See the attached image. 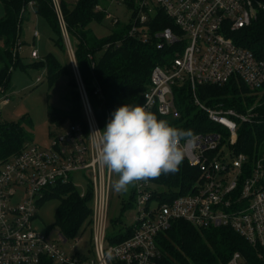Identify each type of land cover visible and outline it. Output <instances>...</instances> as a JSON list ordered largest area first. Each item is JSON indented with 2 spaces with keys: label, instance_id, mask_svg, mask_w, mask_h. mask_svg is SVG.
<instances>
[{
  "label": "built area",
  "instance_id": "2783aa9c",
  "mask_svg": "<svg viewBox=\"0 0 264 264\" xmlns=\"http://www.w3.org/2000/svg\"><path fill=\"white\" fill-rule=\"evenodd\" d=\"M52 1L63 37L75 58L59 0ZM130 1L134 4L129 8ZM111 3L130 10L129 34L144 43L149 41V23L160 12L178 30L175 34L166 28L155 34L157 48H170L174 56L152 70L143 105L163 117L179 119L182 113L175 88L185 85L189 88L193 105L216 128L195 134V143L185 147L181 164L196 169L198 177L187 193L166 200L157 197L160 190L150 180L137 183L134 190L137 215L134 224L127 228L131 234L120 242L110 240L113 172L96 163L90 134L102 129L81 81L79 91L89 134L86 136L79 124H67L64 134L52 139L49 145L27 143L19 154L0 165V264H42L44 259L55 264H157L161 254L159 235L176 221H184L198 230L229 227L260 248L264 262V149L252 159L235 149L240 126L252 124L255 116L251 111L239 113L222 105L208 106L198 94L201 86H223L232 80L242 82L254 93L264 94V60L237 46L231 37L256 20L259 12L264 11V0H111ZM96 10L103 12L99 6ZM113 23L117 25L120 21L114 18ZM21 50L18 44L13 51L15 56ZM31 58L38 60V52L33 51ZM9 101L7 91L0 88V112ZM82 171L88 174V186L93 192V256L85 258L77 251L81 243L78 236L68 240L59 232L53 239L52 233H41L33 225L45 192L59 183L71 182L70 175ZM69 241L75 244L67 254L63 245ZM241 262L237 253L230 264Z\"/></svg>",
  "mask_w": 264,
  "mask_h": 264
},
{
  "label": "trees",
  "instance_id": "16d2710c",
  "mask_svg": "<svg viewBox=\"0 0 264 264\" xmlns=\"http://www.w3.org/2000/svg\"><path fill=\"white\" fill-rule=\"evenodd\" d=\"M99 2L100 0H79L71 7L62 1L60 8L71 44L77 42L73 49L80 79L97 123L103 130L112 112L119 106L126 103L143 105L152 70L158 65L166 64L174 56L170 48H157L158 39L155 34L166 28H171L175 34H178V30L173 21L160 12L155 21L149 23V41L146 43L139 37L130 36L129 23L99 39L89 27L92 22L101 21L105 16V12L96 10ZM3 3L5 16L0 20V40L3 43V48L0 49V88L7 91L12 76L11 48L18 39L19 27L29 6L58 35L59 41L56 44L62 49L66 47L52 0H5ZM133 4L130 1L129 8ZM231 37L237 46L249 50L257 59L264 60V11H260L249 26L232 33ZM99 54L102 55L97 58ZM37 66L46 67L51 83L64 75L70 78V105L63 110L50 109L51 123L57 126L79 124L87 136L89 127L79 83L73 76V71L63 67L54 56H49ZM97 91L100 92L99 95L96 94ZM198 94L201 101L211 107L222 105L239 113L251 111L255 116L254 122L240 126L235 149L251 159L264 149V94L254 93L242 82L235 80L223 86H201ZM175 96L182 113L179 119L163 117L157 110L151 112L158 119L167 120L171 126L191 129L195 134L216 130L207 115L193 105L191 92L186 85L177 86ZM26 141V132L21 123L0 124V165L19 154ZM197 177L198 171L183 163L175 174L161 175L150 181L160 190L157 197L166 200L187 193ZM52 198L59 200L56 225L68 240L76 238L86 226L91 227L93 192L90 185L82 196V192L72 182L59 183L45 192L39 205ZM130 234L131 231L127 230L125 234L109 239L120 242ZM158 245L161 254L157 264H230L237 253L242 257L241 264H264L260 248L251 245L229 227L198 230L184 221H176L168 231L159 235ZM42 264L55 263L44 259Z\"/></svg>",
  "mask_w": 264,
  "mask_h": 264
},
{
  "label": "rangeland",
  "instance_id": "374dc122",
  "mask_svg": "<svg viewBox=\"0 0 264 264\" xmlns=\"http://www.w3.org/2000/svg\"><path fill=\"white\" fill-rule=\"evenodd\" d=\"M4 1L0 0V20L5 16ZM62 1L73 7L79 0H59V3ZM99 7L105 12L104 18L101 21L92 22L89 26L97 38H104L114 29L129 22L131 12L125 5L111 3V0H100ZM114 18L119 19L120 24L118 26L114 25ZM19 29L18 39L11 48L13 62L10 71H12V76L10 88L7 90L10 101L1 109L0 124L21 123L26 132V144L47 146L52 139L63 135L66 130L68 123L64 126L51 123L49 110H63L69 107L70 78L64 75L51 83L46 67L37 66V64L45 61L49 56H54L63 67L73 71V76L76 77L78 83H81V79L76 60L66 41V48H60L56 44L59 41L58 35L44 18L33 12L30 6ZM35 32H37V36H35ZM76 43V41L72 42V47L75 48ZM18 44L22 46V50L18 51L15 56L13 51ZM2 48L3 43L0 40V49ZM33 51L38 52V60L31 58ZM101 55L99 54L97 58H100ZM16 64L18 65L16 66ZM118 179L119 175L112 173L113 183ZM70 181L82 193L88 189L89 178L85 171L71 174ZM134 190L135 186L130 187L129 191L124 194L112 191L109 218L110 239L125 234L127 228L134 224L137 215L133 199ZM58 206L59 200L56 198L43 201L38 207L37 216L33 222L34 227L41 233H52L53 239L59 233V228L56 225ZM92 238L90 226L83 228L78 235L81 243L77 251L84 258L93 256ZM74 242L69 241L63 245L67 254L71 252Z\"/></svg>",
  "mask_w": 264,
  "mask_h": 264
},
{
  "label": "clouds",
  "instance_id": "9594fccd",
  "mask_svg": "<svg viewBox=\"0 0 264 264\" xmlns=\"http://www.w3.org/2000/svg\"><path fill=\"white\" fill-rule=\"evenodd\" d=\"M90 137L96 163L119 175L112 185L118 194L127 193L139 182L178 172L185 147L196 141L191 129L158 119L147 105L128 103L116 108L105 128Z\"/></svg>",
  "mask_w": 264,
  "mask_h": 264
}]
</instances>
